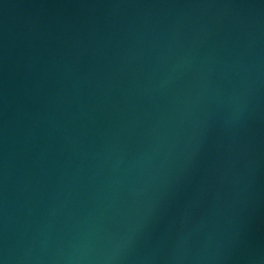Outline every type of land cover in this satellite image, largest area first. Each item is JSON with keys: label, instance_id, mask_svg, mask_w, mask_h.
I'll list each match as a JSON object with an SVG mask.
<instances>
[{"label": "water", "instance_id": "water-1", "mask_svg": "<svg viewBox=\"0 0 264 264\" xmlns=\"http://www.w3.org/2000/svg\"><path fill=\"white\" fill-rule=\"evenodd\" d=\"M0 264H264V0H0Z\"/></svg>", "mask_w": 264, "mask_h": 264}]
</instances>
